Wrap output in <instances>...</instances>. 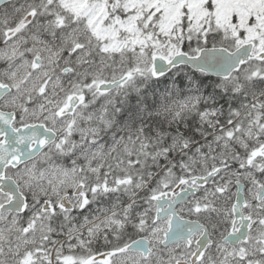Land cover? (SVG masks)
Returning a JSON list of instances; mask_svg holds the SVG:
<instances>
[{
  "label": "snow or ice",
  "instance_id": "snow-or-ice-1",
  "mask_svg": "<svg viewBox=\"0 0 264 264\" xmlns=\"http://www.w3.org/2000/svg\"><path fill=\"white\" fill-rule=\"evenodd\" d=\"M0 264H264V0H0Z\"/></svg>",
  "mask_w": 264,
  "mask_h": 264
}]
</instances>
